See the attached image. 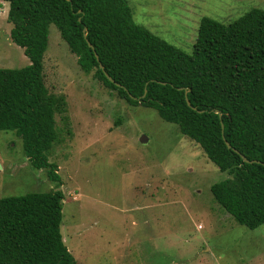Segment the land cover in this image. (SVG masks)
<instances>
[{
    "label": "trees",
    "instance_id": "16d2710c",
    "mask_svg": "<svg viewBox=\"0 0 264 264\" xmlns=\"http://www.w3.org/2000/svg\"><path fill=\"white\" fill-rule=\"evenodd\" d=\"M3 1L10 39L29 64L0 68V130L21 138L30 165L44 169L55 188L0 197V264H75L60 228L61 179L48 159L58 134L55 114L67 122L64 96L43 80L51 23L84 73L128 104L156 110L226 172L209 190L236 223L249 229L264 223V9L228 23L203 16L188 54L136 23L127 0Z\"/></svg>",
    "mask_w": 264,
    "mask_h": 264
},
{
    "label": "rangeland",
    "instance_id": "374dc122",
    "mask_svg": "<svg viewBox=\"0 0 264 264\" xmlns=\"http://www.w3.org/2000/svg\"><path fill=\"white\" fill-rule=\"evenodd\" d=\"M127 1L136 23L188 54L203 16L228 23L264 9V0ZM7 10L0 1V68H20L29 59L10 39ZM43 80L66 101L68 126L55 114L48 159L61 179L60 228L75 264H264V223H236L210 193L226 172L156 110L84 73L52 23ZM53 188L21 138L0 130V197Z\"/></svg>",
    "mask_w": 264,
    "mask_h": 264
},
{
    "label": "water",
    "instance_id": "95a60500",
    "mask_svg": "<svg viewBox=\"0 0 264 264\" xmlns=\"http://www.w3.org/2000/svg\"><path fill=\"white\" fill-rule=\"evenodd\" d=\"M83 35L86 36V29H85V28L83 29ZM87 44H88V46H89L90 48L93 49V45H92L88 40H87ZM94 55H95L96 59L98 60V55H97L96 53H94ZM99 68L103 70V65H102L100 62H99ZM104 75L107 77V79H108L110 82H113V83H114L115 85H117V86H120V87L122 86L120 83L114 81V79H113V78H112L107 72H104ZM179 89H183V87H179ZM187 91H188V90H185V97H186V93H187ZM145 93H146V90H144V93H143L142 97L145 96ZM186 103H187L188 105H190L189 100L187 99V97H186ZM193 108L195 109V107H193ZM200 111H201V110H200ZM215 113H218V114H219V117H220V113H219L217 110H215ZM221 127H223V124H221ZM141 140H143V139H141ZM225 143H226V146H227L228 148H232L229 142L225 141ZM232 149L235 150L234 148H232ZM235 151L237 152V150H235ZM241 156H242L244 162H259V161H257V160H248V159H247L246 157H244L243 155H241Z\"/></svg>",
    "mask_w": 264,
    "mask_h": 264
},
{
    "label": "crops",
    "instance_id": "0c3cea01",
    "mask_svg": "<svg viewBox=\"0 0 264 264\" xmlns=\"http://www.w3.org/2000/svg\"><path fill=\"white\" fill-rule=\"evenodd\" d=\"M0 1H2V2H3V4H4V3H6V2H5V1H3V0H0Z\"/></svg>",
    "mask_w": 264,
    "mask_h": 264
}]
</instances>
